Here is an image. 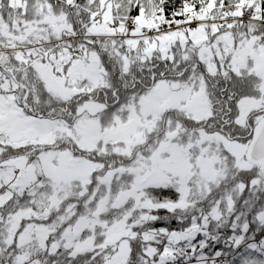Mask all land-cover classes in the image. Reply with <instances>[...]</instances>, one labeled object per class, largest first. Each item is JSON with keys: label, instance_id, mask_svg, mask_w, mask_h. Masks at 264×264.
I'll list each match as a JSON object with an SVG mask.
<instances>
[{"label": "snow or ice", "instance_id": "snow-or-ice-1", "mask_svg": "<svg viewBox=\"0 0 264 264\" xmlns=\"http://www.w3.org/2000/svg\"><path fill=\"white\" fill-rule=\"evenodd\" d=\"M0 264H264V0H0Z\"/></svg>", "mask_w": 264, "mask_h": 264}]
</instances>
